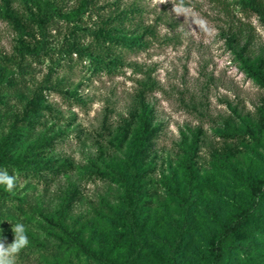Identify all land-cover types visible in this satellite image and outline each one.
Instances as JSON below:
<instances>
[{"label": "rangeland", "instance_id": "374dc122", "mask_svg": "<svg viewBox=\"0 0 264 264\" xmlns=\"http://www.w3.org/2000/svg\"><path fill=\"white\" fill-rule=\"evenodd\" d=\"M49 1L55 11L45 28L50 56L22 55L19 34L0 14V95L7 105L0 111V138L13 114L42 90L52 110L43 114L25 142L63 133L47 153L70 162L71 168L45 182L17 179L13 191L21 202L15 198L3 208L0 241L11 243L13 224L22 223L29 245L16 264H94L74 245L61 244V233L44 221L74 184L80 195L65 224L92 249L121 264L129 261L132 234L118 216L122 189L106 177L105 163L124 171L122 161L136 142L138 124L132 122L122 144L117 130L131 120L137 91L145 86L156 136L145 163L146 196L138 218L144 245L132 264H170L168 245L175 239L176 224L183 221L188 229L174 252L176 264H211V241L249 202L252 185L264 177V127L257 144L247 135H223L227 122L241 130L243 119L264 125V90L246 76L237 56L264 60V15L244 10L239 0H183L185 12L179 16L172 11L178 0H92L91 12L78 17L82 0ZM25 3L11 0V7L30 24L34 37L27 40L34 50L39 27L30 12L35 14L36 8ZM1 8L0 0V13ZM109 18L129 36H143L138 49L122 51V65L112 72L92 73L76 54L58 62L63 43L73 39L70 21L82 27L79 42L88 46L90 33ZM56 63L60 66L52 68ZM73 89L72 98L64 95ZM194 136L196 156L187 162ZM168 188L185 194L186 202ZM256 217L259 230L252 239L264 253V201ZM243 239L226 242L232 250L227 264H263L243 255Z\"/></svg>", "mask_w": 264, "mask_h": 264}, {"label": "trees", "instance_id": "16d2710c", "mask_svg": "<svg viewBox=\"0 0 264 264\" xmlns=\"http://www.w3.org/2000/svg\"><path fill=\"white\" fill-rule=\"evenodd\" d=\"M24 1L26 2L25 4L36 8L35 14L30 12V19L36 22L39 27L37 49L31 50L27 40V38L34 37L30 30V24L26 23L11 7V0H1V17L12 24L19 34L16 39L19 44L18 51L22 55L30 53L38 56L43 53L50 56L49 52L46 51L47 38L45 28L51 22L55 13L53 4L49 0ZM91 2L92 0H82L78 17L91 12ZM239 3L244 10H253L259 15H264V0H239ZM116 18L129 20L128 17L117 16ZM70 22L73 24L70 30V35L73 39L67 38L63 43V48H61L63 50L60 51L62 57L58 62H62L63 59L72 60V55L76 54L78 56L77 59L87 61V68L92 73L100 71L112 72L117 66L122 65L123 50L133 51L142 45L140 43L143 38L142 34L129 36L127 34L128 31L112 25L116 21L109 18L108 21L101 22V25L90 33V37H92L90 45L82 46L79 42V31L82 27L77 24L76 20ZM231 40L229 39V43H231ZM237 56L241 62V69H243L246 76L252 79L259 89L264 90V60L257 58L253 61H246L241 53H238ZM56 65L59 64L56 63L52 68L56 69ZM75 93L76 91L73 89L65 91L64 95L72 98ZM145 93V86L137 91V107L130 113L131 120H125L123 126L121 125L117 130L116 139L122 144L129 136L132 122L135 121L138 124L136 142L122 161L124 171L105 163L108 169V173L105 174L106 177L110 181L121 185L122 193L119 197L121 209L118 216L124 221L132 234V241L130 242L131 254L126 264H132L133 259L138 256L144 245L138 218L146 196L145 163L147 158H149L153 139L156 136V128L153 126L154 111L146 102ZM4 98L5 96L0 95V111L7 107ZM45 99L42 90L32 94L26 100L21 112L13 114L8 130L0 138V169H7L10 174H15L21 179L36 178L45 182L46 179L53 180L57 175L71 168L70 162H59L47 153L48 149L54 146V140L63 136V133H56L54 136H40L28 143L25 142L28 140L29 134H32L35 127L40 124L43 114L52 110V107L45 103ZM243 124L244 130H241L227 122L223 135L227 136V138H240L247 135L257 144L264 127L263 122L260 121L255 124L250 120L243 119ZM197 137H192V144L187 148V162H190L196 156L195 144L198 141ZM23 143L24 145L22 146L21 144ZM167 190L170 194L181 198L182 202H186L185 194H177L170 188ZM79 195L80 191L78 188L74 184H69L54 215L44 216L46 227L57 229L61 233V236H59L61 244L74 245L87 261L94 264H121L118 260L92 249L82 241L77 230L65 224L67 214L79 198ZM15 198L21 202L20 198L14 195V191L8 192L3 186H0V215L3 208L7 207L8 203ZM249 198V202L240 207L230 217L229 221L226 222L221 231L211 241V264H227L230 262L232 250L229 249L230 246L226 242L229 240L235 241L239 237L244 238L243 241H247L244 247L247 251H243V255L255 258L264 264V253L256 249L254 239H252L255 236L254 232L259 230L256 225L258 223L256 216L259 207L264 201V177L259 178L252 185ZM187 229L185 221L181 224H176L175 239L168 245L170 264H176L174 252L183 243ZM261 231L264 232V227H261Z\"/></svg>", "mask_w": 264, "mask_h": 264}, {"label": "clouds", "instance_id": "9594fccd", "mask_svg": "<svg viewBox=\"0 0 264 264\" xmlns=\"http://www.w3.org/2000/svg\"><path fill=\"white\" fill-rule=\"evenodd\" d=\"M157 2L164 4L169 0H157ZM172 11L178 16L184 14L183 0L173 3ZM17 179L18 177L15 174H10L7 169H0V186H3L6 191H13ZM11 231L14 236L11 243L5 244L0 241V264H16V258L21 250L29 245V238L22 223L13 224Z\"/></svg>", "mask_w": 264, "mask_h": 264}]
</instances>
